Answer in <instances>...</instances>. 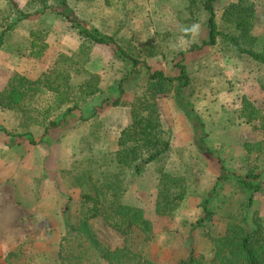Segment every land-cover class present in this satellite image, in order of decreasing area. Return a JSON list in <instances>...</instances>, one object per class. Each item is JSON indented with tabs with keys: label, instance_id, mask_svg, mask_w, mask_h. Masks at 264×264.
Listing matches in <instances>:
<instances>
[{
	"label": "rangeland",
	"instance_id": "rangeland-1",
	"mask_svg": "<svg viewBox=\"0 0 264 264\" xmlns=\"http://www.w3.org/2000/svg\"><path fill=\"white\" fill-rule=\"evenodd\" d=\"M29 1L15 0L20 9L29 6ZM230 3H240L251 14L250 35L256 38L251 39L252 47L260 49L264 44V0H216L214 10L219 29L234 33L222 17ZM71 4L72 16L114 36L139 64L133 71L130 58L117 57L106 44H95L86 67L98 76L99 92L66 113L44 137L40 123L27 122L23 128L13 111L0 106V264L7 252L19 249L24 256L22 262H51L65 233V222L76 223L80 210L79 197L84 189L70 186L69 177L85 169L93 178L118 173L123 186L122 202L142 209L154 224L152 238L146 239L139 231L124 236L100 216L94 217L89 224L101 244L110 249L126 245L160 262L184 258L189 252L185 224L203 215L201 202L210 198L211 220L192 235L194 252L210 260L213 255L210 236L224 232L227 213L234 211L243 197L236 193L231 180L226 179L220 183L222 186L217 184L219 160L229 171L243 173L244 143L260 141L264 166V129L238 118L242 97L260 109L264 107L261 87L264 65L239 54L224 40L215 46L188 50L207 38L208 13L200 3L71 0ZM0 7L5 9L2 0ZM33 32L47 45L39 59L28 54ZM80 41L72 23L55 13H37L19 22L6 32L0 46V91L14 73L38 78L50 69L59 53L75 51ZM181 50L185 52L180 54ZM177 61L185 64L189 85L182 96L176 97L171 92L157 99L162 124L171 132V150L140 173L116 167L112 159L120 131L130 122L131 93L141 90L148 69L175 75ZM121 81L124 104L100 107L104 99L120 95ZM25 131L31 132L33 141L29 136L8 135ZM166 172L183 177L187 185V194L173 217L155 211L158 182ZM242 206L264 232V181L252 204ZM85 246L88 247L87 242ZM88 253L97 252L91 249ZM92 259V264H104L94 255Z\"/></svg>",
	"mask_w": 264,
	"mask_h": 264
},
{
	"label": "trees",
	"instance_id": "trees-1",
	"mask_svg": "<svg viewBox=\"0 0 264 264\" xmlns=\"http://www.w3.org/2000/svg\"><path fill=\"white\" fill-rule=\"evenodd\" d=\"M5 9L0 7V46L7 31L12 30L19 22L28 20L37 13H55L69 20L76 28L80 44L71 53H59L50 69L38 78L29 79L14 73L0 91V106L13 111L19 125L26 128L27 122L35 121L43 126V134L56 127L66 113L90 100L99 92L98 76L86 67L90 51L95 44H106L111 47L117 57L130 58L133 71L139 64L138 59L131 57L118 44L117 39L102 33L90 23L83 22L71 15V0H30L29 6L20 9L15 0H2ZM190 4L200 3L208 13L207 38L200 44H194L188 50L215 46L220 40L231 45L239 54H244L264 65V44L260 49L253 48L250 35L251 18L249 11L240 3H230L223 11L222 17L228 22L234 33L219 29L215 18L214 3L216 0H189ZM71 4V5H70ZM73 11V10H72ZM39 34L33 32L29 41L28 54L35 59L42 57L47 45ZM185 51L181 50L180 54ZM177 73L168 75L161 69H148L145 83L140 91L130 95V122L117 138V149L113 162L116 167L128 168L140 173L148 164L165 157L171 150L172 136L161 121L157 99L161 94L174 93L182 96L183 90L189 85L190 77L184 63L177 61ZM123 81V79H122ZM122 81L119 82V96L111 100H103L100 107L124 104L122 95L125 93ZM264 91V83L261 85ZM238 118L247 125L264 129V107H256L246 97L241 99ZM13 137L29 136L31 132L18 134L8 133ZM42 139V137H41ZM262 142L244 143L246 153L243 173L229 171L221 162L217 184L222 186L226 179L233 182L236 193L242 194L237 208L227 213L224 232L219 236H210L213 255L206 260L202 254L194 252L192 246L193 232L204 222L211 220L209 208L210 198L201 202L203 215L192 223L185 224L189 252L186 257L175 261L160 262L146 258L132 251L128 246L110 249L101 244L94 234L89 221L100 216L111 228L124 236L134 231L142 232L146 239H151L154 224L147 218L143 210L122 202V179L118 173L109 177L93 178L88 169L74 173L69 177L71 186L84 189L80 194V210L77 222H65V233L61 237L56 255L49 264H92L93 255L104 264H264V232L256 219L250 217L242 205H251L255 194L261 190L264 181V166L261 154ZM157 214L173 217L175 210L187 194L184 178L169 173H162L158 182ZM68 206L65 207V212ZM228 212V211H227ZM69 220V219H68ZM253 220V221H252ZM88 243V247L85 243ZM68 243V244H66ZM77 247L76 251L74 247ZM84 248V249H82ZM91 249L97 253H88ZM21 249L10 250L3 256L2 264H27Z\"/></svg>",
	"mask_w": 264,
	"mask_h": 264
}]
</instances>
